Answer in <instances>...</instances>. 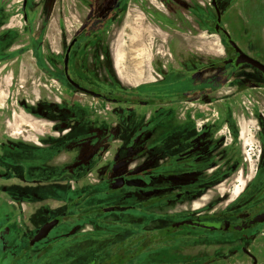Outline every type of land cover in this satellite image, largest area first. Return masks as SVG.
Segmentation results:
<instances>
[{
    "label": "flooded vegetation",
    "instance_id": "1",
    "mask_svg": "<svg viewBox=\"0 0 264 264\" xmlns=\"http://www.w3.org/2000/svg\"><path fill=\"white\" fill-rule=\"evenodd\" d=\"M51 1L49 0L45 13L51 8ZM138 1L140 2L136 3V0L56 1L60 6L63 2L65 13L81 15L80 25L68 41L62 54L61 75L66 80L65 86L91 96L74 88L68 82V78H70L81 87L100 95L99 98L91 96L94 99L124 107L126 111L124 119L116 120L112 118L101 129H98L92 124L78 126L79 120L69 112H65V115L69 116L70 119L58 122L55 119L53 110H51L50 103L40 102L37 104L33 94L29 91L30 87L27 88L28 91H24L26 95L22 96L23 98L13 96L15 84H18L22 75L20 60L25 52L23 47L30 45L29 36L33 33L31 25H28V23L30 21L29 14L32 12L36 1L21 0L18 4H13V0H0V11H3V14L8 12L7 16L9 17L17 11L22 14L26 32L17 29L11 30V32L16 31L17 38L21 36V33L27 35L26 42L25 40L23 42L22 39L15 40L12 38L5 47L0 46L2 49V53H0V86L5 79L8 80L5 87L6 97L2 107L0 106V109H2L0 111V170L2 171L0 172V180L3 182L0 184V190H3L4 195L9 196L8 199H0V253L5 251L9 238L15 236L17 238L28 237L25 244L19 245L20 242H18L17 246H13L17 253L11 264L14 261L18 262L26 254L34 261L33 264H135L138 259H142L144 254L146 255L149 244L158 242L148 240L153 231L130 232L128 237L117 244L116 252L107 257L109 260L113 257L117 262L101 261L95 258L94 251L87 252V247L84 248L85 238L88 234H85L86 232L83 229L84 212L82 203L84 200L81 192H79L82 190V184H78L79 175L83 176L84 169H93L96 164H103L102 172L100 170L93 172L96 175L97 183L91 182V185L88 184V186L94 188L93 191H97L95 187L98 186L97 184L100 181L107 183L108 186L113 184L116 179L113 178V180L111 175L113 169L115 170V167L119 165L115 161H118V158L126 159L120 164L121 168H126L124 169L125 173L120 178L124 180V185L111 192V194H114L112 197L115 200L117 198L122 199V201H114L97 210L98 214H124L137 211V206L132 205L131 202L127 201V198L133 200L135 196H147L143 189V187H146L143 181L145 172L137 173L136 171L138 160L151 150L143 143L147 141L158 142L157 148L159 150L157 154L160 152L168 153L169 156L167 157L171 156L172 163L177 167L172 172L185 175L193 172L190 170L192 163L208 160L217 153L222 152L227 140H230V143L239 140L243 135V126L246 124L252 122L256 127L254 137L257 141L264 140V113L259 108L261 106L264 110V76L250 64L236 65L235 59L238 53L229 45L223 33V30H225L222 24L223 15L227 8L231 6L232 0H214L215 6L212 3L213 0L204 3L205 11L208 14H213L214 18H204L203 24L208 26L207 29H213L220 36L224 56L219 59L209 56L210 58L197 70L181 73L182 76H178L177 86L173 92L163 94V90L160 88L162 84L160 83L168 77L159 74H156L159 78L155 79L154 82H144L138 88L119 84L116 86V93L101 86L87 85L86 82L78 79L77 75L73 73L72 61L74 54H77L78 47L87 38V34L93 30L107 27L118 15L128 14V10L132 6H141L139 9L144 8L146 12L152 8L149 6L148 0ZM155 1L160 2L167 14L184 13L183 10L192 13L195 8L194 0ZM262 3L260 0H252L251 6L254 9H259ZM42 8L44 9V7H41L40 11L43 10ZM37 10V8H34L33 11L36 12ZM154 12L159 13L155 10ZM218 13L220 14L219 32H216L215 25L217 24ZM9 21L2 23L7 25L10 23ZM21 41L25 43L22 44V47L18 45L16 50L11 49L16 42L20 43ZM69 46L67 66L65 67L64 60ZM237 46L241 51L264 64L259 58L245 52L238 44ZM30 51L31 55L34 56L33 50L28 49V52ZM34 66H37V60ZM119 69L121 75L125 73L121 71L120 63ZM39 70L42 71L41 68ZM136 71L140 73L138 68H136ZM42 73L45 74L44 71ZM31 75H35V72ZM27 77L34 76L29 75ZM181 84L184 86H181ZM25 96L26 98H24ZM248 97L251 101L247 99ZM243 98L247 99L248 103L242 100ZM255 98L260 99V103L254 100ZM212 107L217 111L215 118H213ZM37 109L40 111L39 114H37ZM20 112H22L21 115L24 120L27 119L33 123L36 120H45L46 123L50 124L49 131L53 133L33 134V138L29 139L27 136L30 135L24 134L28 130H25V132L17 130L16 132L13 129L19 126L16 119L20 118ZM10 128H12V131L9 132L8 129ZM115 141L122 142L123 145L116 146ZM129 142L131 144H126ZM165 142H171V145L162 144ZM133 143L135 144L134 148ZM84 147H86L88 157L86 166L78 162L80 161L78 160L79 153H83ZM108 153H112V156L107 158V162L105 164L100 162L102 156L104 157ZM23 157L27 162L22 159ZM160 157H163V155H160ZM67 158H71V160L67 161ZM259 158L261 157L259 156ZM259 158L257 161L260 160ZM8 160H11L12 163H9ZM19 160L23 161L20 162ZM30 168L33 169L32 175L30 174ZM19 169L24 170V173L20 172ZM203 169L204 172L208 171L206 166H203ZM162 172L168 173L163 166ZM24 175H27L28 178ZM257 175L258 169L247 180L242 193L257 181ZM24 181H29V183H24ZM6 182H10V186ZM68 182H71V185H68ZM257 184H260V178ZM67 189L74 191L70 194V198H68V193L65 191ZM63 191L65 194H63ZM92 196L94 198L96 195L93 193ZM147 201V199L140 200V206L147 207ZM157 201L159 200L153 203ZM111 207L125 209L123 211H104V209ZM25 211H27L28 217L23 214ZM263 211L264 204L255 213L247 215L236 222H231L225 217L219 219L218 216L209 219L200 214L185 215L176 223L169 224L156 231L163 232L161 237L163 240L161 241L177 239L179 234L177 230L181 228H186L189 232L199 230L201 235L219 236L223 238V244L228 245L225 246L223 259L227 260L228 256L232 254L239 256L243 262L258 264L256 255L247 246V239L254 238L255 234L258 233L257 229L264 224L234 232L221 231L218 226L223 222H228L231 225H241ZM33 216L38 217V219L44 218L42 222H38L30 228L26 224L24 226V223L27 222L26 219L33 218ZM191 219H194V223L198 225L190 226ZM53 220L58 222L50 230L47 237L31 244V240L40 228L45 223ZM201 225L213 226L216 229L209 230L201 227ZM94 234L97 237L93 236ZM229 234L239 235L237 239L240 244L232 250L229 248V243L233 241L226 240ZM93 235L91 237L99 238V232H94ZM44 243L46 245L43 246ZM138 264H141V262Z\"/></svg>",
    "mask_w": 264,
    "mask_h": 264
},
{
    "label": "rangeland",
    "instance_id": "2",
    "mask_svg": "<svg viewBox=\"0 0 264 264\" xmlns=\"http://www.w3.org/2000/svg\"><path fill=\"white\" fill-rule=\"evenodd\" d=\"M35 1L33 7L38 10L35 12L33 8L29 14L30 21L28 23L31 25L33 33L29 36L30 45L22 48L25 51L20 60L22 75L18 84H15L13 96L23 98L22 96L26 95L24 91H28L27 88L30 87L29 91L33 94L37 104L40 102L50 103L51 110H53L58 122L70 119L69 116L65 115V112L72 113L74 118L79 120L78 126L92 124L98 129H101L112 118L124 119L126 112L124 107L94 99L65 86L66 80L61 75L62 54L68 41L80 25L81 15L65 13L63 2L60 6L56 2L58 0H52L51 8L45 13L49 0ZM209 1L194 0L195 8L192 13L181 8V11H185L184 13L167 14L160 2L155 0H148L149 6L152 8L148 9L147 12L144 8L139 9L141 6H132L128 10V14L118 15L107 27L93 30L87 34V38L78 47L77 54L73 56V73L87 85L101 86L113 93H116V86L119 84L138 88L144 82H154L155 79L159 78L156 74H159L168 77L160 83L163 94L173 92L177 86L178 76H182L181 73L197 70L199 66L204 65V62L210 58L209 56L215 59L224 56L220 36L213 29H207L208 26L203 24L204 18H214V15L208 14L204 8V3ZM251 1L232 0L231 6L223 15L222 24L231 39L245 52L264 62V0H260L263 3L259 9H254L251 6ZM19 2L21 0H13V4ZM139 2L136 0V3ZM41 7L44 9L42 8L43 10L40 11ZM153 9L159 13L156 14ZM3 13L0 11V46L5 47L12 38L15 40L22 39L23 42L24 40L26 42V33L24 35L21 33V36L17 38V32H11V30L16 29L26 32L22 14L17 11L9 17L7 16L8 12ZM5 21L10 23L5 25L2 23ZM22 44L25 43L16 42L11 49L16 50L18 45L22 47ZM28 49L33 50L38 67L34 66L36 60L31 55V51L28 52ZM0 53H2L1 48ZM119 63L121 71L125 72L122 75ZM136 68L140 70V73H137ZM33 72L35 75H31ZM29 75L34 77H27ZM6 81L8 80L5 79L0 86L1 107L6 97ZM181 86L184 85L181 84ZM247 99L250 100L249 97ZM247 99L243 98L242 100L248 103ZM254 100L260 103V99L255 98ZM259 108L264 113L263 108L261 106ZM37 111L39 114V109ZM216 112L213 109V118L216 117ZM21 113L20 118L16 119L19 126L13 129L16 132L17 130L22 132L28 130L24 134L30 135L27 136L29 139L33 138V134L53 133L49 131L50 124L46 123L45 120H36L33 123L27 119L24 120ZM11 129H8L9 132L12 131ZM255 129L256 127L252 122L244 125L243 135L239 140H234L232 143L227 140L222 152L208 160L192 163L190 170L193 172L185 175L172 172L177 167L172 163L171 156L167 157L169 156L168 153L160 152L157 154L158 142L147 141L143 143L151 150L138 160L136 171L137 173L145 172L143 181L146 187L143 189L147 196H135L133 200L127 198V201L137 206L135 212L117 215L97 213L98 208L102 206H107L114 201H122V199L117 198L115 200L112 197L114 194L111 192L124 185V180L120 178L125 173L124 169L126 168H121L120 164L126 159L118 158V161H115L119 165L116 166L118 168L113 169L111 175L112 179H116H113V184L108 186L107 183L100 181L96 186L98 189L95 187L97 191H93L94 188L88 184L97 183L94 173L97 170L102 172L103 164H96L93 169H84L83 176L79 175L78 178V184H82V190L79 192H81L84 200L82 203L83 229L85 234H88L85 238L84 248L87 247V252L94 251L95 258L99 260L112 262L116 260L113 257L110 260L107 259L108 255L116 252L117 244L128 237L130 232L153 231L148 240L158 242L149 244L146 255L144 254L142 259H138L135 264L140 262L141 264H251L247 261H241L239 256L232 254L228 256L227 260L223 259L225 246L228 245L223 244V238L219 236L201 235L199 230L189 232L188 229L181 228L177 230L179 231L177 239L161 241L163 240L161 238L163 232L156 230L176 223L185 215L200 214L209 219L218 216L219 219L225 217L231 222H236L262 208L264 204V140H256L254 137ZM162 144L168 146L171 145V142ZM115 145L120 146L123 143L115 141ZM132 145L134 148L135 144ZM85 149L86 147H84L83 153H79L78 156V160H80L78 162L84 165L88 160ZM111 156L112 153L102 156L100 162L105 164L107 158ZM258 158L260 160L257 161ZM22 159L26 160L24 157ZM70 160L71 158H67V161ZM8 161L12 163L11 160ZM162 166L168 173L162 172ZM203 166H206L207 172L203 171ZM257 169V178H260V184L256 185L258 181L256 179L257 181L242 193L247 180L255 174ZM19 171L23 172L24 170L19 169ZM32 171L33 169L30 168L31 175L33 174ZM0 172L2 171L0 170ZM24 177L28 178L27 175ZM1 183L3 182L0 180ZM6 183L7 185L11 184L10 182ZM24 183H29V181H24ZM67 184L71 185V182ZM2 191L0 190V199H8L9 196L4 195ZM65 191L68 193V198L74 192L71 189ZM93 193L96 195L94 198ZM63 194H65L64 191ZM144 199L148 200L147 207L140 206V200ZM156 200L159 201L153 203ZM26 212L23 213L25 216L28 214ZM43 218L38 219L36 216L27 218L24 226L26 224L30 228L38 222H42ZM257 230L258 233L255 234L254 238L247 239V246L256 255L258 264H264V225ZM94 232H99L98 239H95L97 235H93ZM126 233L128 234L126 235ZM92 235L95 237H91ZM237 237H239L238 234L227 236L226 240L233 241L229 243L231 250L240 244ZM27 238V236L9 238L5 251L0 253V264H11L17 253L13 246H17L18 242H20L19 245L25 244ZM33 263L34 261L26 254L18 262L14 261L12 264Z\"/></svg>",
    "mask_w": 264,
    "mask_h": 264
},
{
    "label": "water",
    "instance_id": "3",
    "mask_svg": "<svg viewBox=\"0 0 264 264\" xmlns=\"http://www.w3.org/2000/svg\"><path fill=\"white\" fill-rule=\"evenodd\" d=\"M213 5L215 6L214 0L212 1ZM219 22H220V14L218 13V18H217V24L215 25V31L219 32ZM223 33L226 37V39L228 40V43L231 47L234 48V50L238 53L237 58L235 59V63L236 65L239 64H250L251 66L255 67L256 69H258L264 76V64L259 62L258 60L250 57L249 55H247L246 53H244L243 51H241L239 49V47L237 46V44L230 38V35L228 34V32L226 30H223ZM70 50V46L67 50V54L65 56V67L67 66V58H68V52ZM68 82L76 89L85 92L87 94H90L91 96L97 97L99 98L100 95L85 89L84 87H81L79 84L75 83L73 80H71L70 78H68ZM125 208H120V207H111V208H107L104 209L105 212H110V211H123ZM57 220H53L51 222H47L45 223L40 230L38 231V233L36 234V236L31 240V244L38 242L44 238L47 237L48 233L50 232V230L57 224ZM264 224V211L258 215H256L254 218H252L251 220H249L247 223L241 224V225H231L228 222H223L218 226V229L221 231H229V232H234V231H241L247 228H250L252 226H256V225H261ZM178 225V224H177ZM190 226H197L198 224L194 223V219H191L189 222ZM201 227L209 229V230H215L216 227L213 226H208V225H201Z\"/></svg>",
    "mask_w": 264,
    "mask_h": 264
}]
</instances>
